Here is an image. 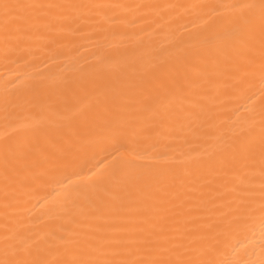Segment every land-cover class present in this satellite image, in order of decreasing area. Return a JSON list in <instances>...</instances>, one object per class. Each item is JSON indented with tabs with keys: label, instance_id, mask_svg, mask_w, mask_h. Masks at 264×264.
Segmentation results:
<instances>
[{
	"label": "snow or ice",
	"instance_id": "obj_1",
	"mask_svg": "<svg viewBox=\"0 0 264 264\" xmlns=\"http://www.w3.org/2000/svg\"><path fill=\"white\" fill-rule=\"evenodd\" d=\"M201 4L122 3L114 0H0V54L49 60L98 44L135 24V13L158 18ZM228 15L194 38L153 52L143 45L119 67L108 56L84 61L69 76L47 65L51 83L30 87L49 100L56 119L14 126L0 137V264H264V0H233ZM131 17V19H129ZM145 23L147 21H144ZM260 83L258 112L215 135V150L198 154L199 183L141 167L139 145L154 137L183 142L208 134L215 102ZM92 89L89 104H71ZM253 95H255L253 93ZM95 118H87L90 108ZM258 116V119H257ZM218 121L216 127H222ZM93 133L112 146L102 169L77 180L64 173L92 142L68 129ZM77 145H79L77 147ZM132 145H136L133 147ZM259 176L258 190L255 177ZM67 181V183H64ZM62 186L59 224L31 233L22 224V191ZM51 209L45 215L51 213ZM109 220L119 221L110 224ZM257 259L224 258L231 239L255 234Z\"/></svg>",
	"mask_w": 264,
	"mask_h": 264
},
{
	"label": "bare ground",
	"instance_id": "obj_2",
	"mask_svg": "<svg viewBox=\"0 0 264 264\" xmlns=\"http://www.w3.org/2000/svg\"><path fill=\"white\" fill-rule=\"evenodd\" d=\"M114 2L128 4L160 2L185 5L195 3L204 5V7L174 9L155 18V22H153L154 14L142 10L135 15L142 16L143 20L138 19L135 24L130 23L119 31L107 33L98 44H89L88 41L82 40L80 43L84 47L79 49L78 53L75 50L69 51L65 57H54L52 60L41 54V42L38 41L32 42L38 59H31L27 56L19 59L15 56L5 58L0 54V137L12 135L14 126L18 124L57 118V113L49 107L48 98L38 94L30 87L42 80L45 83H51L47 65L53 61L57 71L71 76L74 74L75 68L84 61L96 64V57L108 56V62L111 65L116 67L124 65L134 53H139L143 45L149 47L153 52L169 49L177 44L190 46L194 43L195 37L228 15L227 6L233 0H114ZM260 87L257 79L251 91H238L230 93L227 97L221 96L212 109L217 117L216 120L209 121L213 127L205 125L208 134L193 136L191 143L183 142V134L173 136L166 141L154 137L141 143L138 151L143 159L137 161V164L141 167L152 168L154 171L166 172L178 179L187 177L191 183H186L185 188H191L194 184L199 183L196 179L199 176L200 166L196 159L197 155L215 150L218 141L213 133L223 135L230 128L244 124L253 106L258 112ZM93 97L94 91L87 89L81 91L79 96L70 100L69 103L89 104L93 101ZM96 112L97 109L93 106L86 113L87 118H95ZM218 121H223L222 127H216ZM79 130L82 135L77 136L75 127L68 129L70 133L74 134L76 141L84 139L87 142L88 139H91L92 142L80 152L75 166L67 169L64 173L72 181L77 180V177L72 175L73 172L78 173L81 178H86L90 172L102 169L111 159L108 154L113 150L110 144L98 138L95 133L89 136L86 129L80 128ZM2 159L0 156V163H2ZM255 186L258 190V175L255 177ZM64 196L65 192L62 190V186L56 183H50L39 191H22L20 196L22 224L31 233H41L44 230L57 227L63 210L56 205L64 201ZM48 209L52 211L45 215ZM108 223L119 224L120 222L109 220ZM254 232V235L248 234V239H244L242 235L232 238L231 245L234 247H229L228 251L224 253V258L233 256L247 259L259 258V228L257 227Z\"/></svg>",
	"mask_w": 264,
	"mask_h": 264
}]
</instances>
